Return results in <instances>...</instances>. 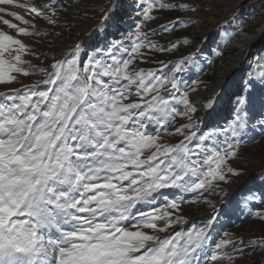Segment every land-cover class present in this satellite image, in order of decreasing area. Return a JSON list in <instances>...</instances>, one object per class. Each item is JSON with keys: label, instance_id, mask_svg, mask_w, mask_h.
<instances>
[{"label": "snow or ice", "instance_id": "snow-or-ice-1", "mask_svg": "<svg viewBox=\"0 0 264 264\" xmlns=\"http://www.w3.org/2000/svg\"><path fill=\"white\" fill-rule=\"evenodd\" d=\"M156 4L133 0L128 22L117 4L97 26L107 33L111 23L113 39L102 47L80 39L49 56L31 38H62L54 31L65 23L62 0H0V22L15 33L0 30V87L7 89L0 92V264H240L249 252L264 260V236L234 239L221 221L255 215L264 222V211H254L264 206V171L220 210L201 199L242 177L233 164L241 144L264 138V71L237 69L198 103L196 78L209 58L224 56L237 30L226 18L212 46L210 36L198 48L188 36L160 45L145 30ZM204 7L160 3L183 13L162 31L187 32ZM143 50L171 58L145 69L139 63L151 57ZM41 55L49 63L39 68L25 59ZM37 71L43 76L33 83L18 79ZM221 102L230 111L226 126L206 130L201 112ZM177 117L186 123L177 126ZM185 203L212 211L189 225Z\"/></svg>", "mask_w": 264, "mask_h": 264}, {"label": "rangeland", "instance_id": "rangeland-1", "mask_svg": "<svg viewBox=\"0 0 264 264\" xmlns=\"http://www.w3.org/2000/svg\"><path fill=\"white\" fill-rule=\"evenodd\" d=\"M20 2L31 3L32 0H20ZM174 2L175 0H157V4L154 5L153 14L156 16V19L150 22L145 29L149 33H155L149 36L152 42L165 45L168 44L169 41H175L178 36L181 39H183L184 36H188L190 40L194 39L196 41L192 46L198 48L202 43V38L210 36L211 39L208 41V46H212L213 40L217 39L215 33L220 30L218 29V25H222L226 18L232 21L233 29L237 30L231 33L234 38L231 40V43L227 45L224 56L222 58H209L214 62L211 63L210 67H206L204 72L196 78L202 81L198 95L211 97L218 74L221 69H223L224 60L227 58L229 46L239 38L242 32L253 36L260 27L264 26V0H201V3L205 7L199 12L197 18L199 22L193 26H189L187 32H183L180 29H177L175 32L171 30L162 31L163 27L169 25L170 21L183 15V13L170 10L169 8L159 9L160 3ZM62 4L63 6L59 14L62 16V20L65 21V23L63 27L54 29V31L62 33V38L55 39L54 37H48L43 41H39L38 38H31V43L42 51H47L49 56L53 54L60 56L62 53L69 51L80 39L88 44H99L102 47L106 42V38L108 40L113 39V35L116 34V29L112 27L110 23L107 33H105L103 29L97 30L96 25L102 21V17L117 4H119L117 14L123 16L125 22H128V16L132 15L131 6L133 0H62ZM12 11L26 15L24 10L19 8H13ZM6 18L12 19L11 17ZM181 28H183V26H181ZM0 30L15 35V33L8 29L7 26L3 25L2 22H0ZM93 33L95 34L93 35ZM90 36L91 39H89ZM221 37H224L222 31ZM227 39V37H224V40ZM255 41L252 42V44H255L249 48V52H247L246 57H244L238 69L241 68L245 70L251 65V71L253 73L264 71V61H262L260 65L256 63L257 59L264 55V34ZM49 43L54 45V49L48 48ZM143 51H146L151 57L149 62L139 63V66L145 69L159 67L158 61H167L171 58L167 53L153 54L149 50ZM180 51H186V48H181ZM25 59H29L31 64L37 66V68L49 63V61L44 60L43 55L39 58L35 56H25ZM236 70L237 68L229 72L226 78L228 79L231 77ZM197 71H199V69H197ZM13 75L16 74L13 73ZM42 76L43 73L37 71L27 78L18 75V79L23 80V82L29 81L28 83H33L41 79ZM13 86L19 88L22 85L14 82ZM5 91H7V89L0 87V92ZM224 114L225 115L219 119H214L215 117H212L209 120H205L207 126L206 130H215L219 127L226 126L225 121L228 120L230 115L228 107L224 110ZM180 123H186V121L177 117V126H179ZM251 135L252 133H249V137ZM170 142L176 143L178 141L173 140ZM233 164L235 167H238L244 175L232 183L221 184L223 191L217 190L214 195L206 194L205 197H201V199L206 198L212 201L217 210H220L229 200L233 199V193L236 194V199H239L242 185L244 187H253L259 184L260 173L264 171V138L257 137L256 142L248 140V142L242 143L240 146L239 159L234 161ZM182 208V215L189 221V225L193 223L195 225H201L203 223V218L212 211L211 208L206 205L202 206L197 204L189 205L185 203L182 205ZM254 211H264V206ZM221 221L223 229L233 234L232 238L234 239L258 241L264 236V222L256 218L255 215L251 217L240 216L239 218H237V215H232L230 219L221 217ZM189 225H177L176 228L188 227ZM161 235L163 236L166 234ZM258 261L260 264H264V260H261L259 252H249L246 257L240 260V264H257Z\"/></svg>", "mask_w": 264, "mask_h": 264}, {"label": "bare ground", "instance_id": "bare-ground-1", "mask_svg": "<svg viewBox=\"0 0 264 264\" xmlns=\"http://www.w3.org/2000/svg\"><path fill=\"white\" fill-rule=\"evenodd\" d=\"M262 34H264V26L260 27L257 33L253 36L251 34H245L242 32L239 38L236 39L232 43V45L229 46L228 55L227 58L224 60L223 69H221V71L219 72L218 77L216 79V83L213 87V94L218 93L219 91L218 85H222L224 83V81L227 79L226 77L229 74V72H231L235 68L238 69V67H240L242 61L244 60V57H246L247 52H249V48L256 43L255 40L260 38ZM253 41H255L254 44H252ZM241 71L243 70L241 69ZM28 82L29 81H26L24 83L27 84ZM194 98L197 100L198 103H203L205 102V98L207 97L196 95L194 96ZM225 109H227V106L223 102H221V104L218 106L216 111L211 114L202 111L200 114V118L204 121L209 120L212 117H215L214 119L217 118L219 119L220 117H223L225 115L224 114Z\"/></svg>", "mask_w": 264, "mask_h": 264}]
</instances>
